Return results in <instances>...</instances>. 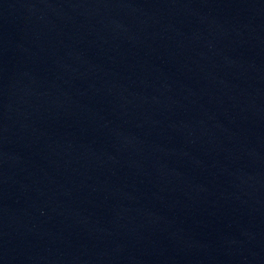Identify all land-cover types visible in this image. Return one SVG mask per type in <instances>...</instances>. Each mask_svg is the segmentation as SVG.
<instances>
[{"label": "water", "instance_id": "95a60500", "mask_svg": "<svg viewBox=\"0 0 264 264\" xmlns=\"http://www.w3.org/2000/svg\"><path fill=\"white\" fill-rule=\"evenodd\" d=\"M0 264H264V0H0Z\"/></svg>", "mask_w": 264, "mask_h": 264}]
</instances>
